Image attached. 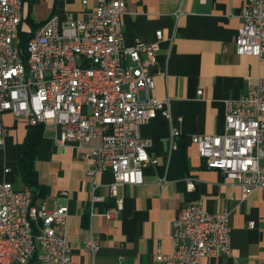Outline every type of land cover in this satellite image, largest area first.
<instances>
[{"label":"built area","instance_id":"1","mask_svg":"<svg viewBox=\"0 0 264 264\" xmlns=\"http://www.w3.org/2000/svg\"><path fill=\"white\" fill-rule=\"evenodd\" d=\"M23 8V0H0V151L7 113L30 126L53 125L61 145L96 142L86 155L92 162L91 203L104 200L97 195L98 177L111 173L116 208L106 216L115 218L123 208L119 187L143 185L146 170L158 164L142 128L162 115L172 124V149L178 150L181 133L171 100L152 95L164 35L158 31L154 40L128 46L122 31L127 0H97L93 10L70 18L66 26L57 14L47 19L29 40L25 57ZM240 16L237 53L262 58L264 0H246ZM225 118L224 134L197 135L191 142L207 169L237 183L244 201L264 190V78L250 80L245 94L226 101ZM188 188L194 190L193 181ZM231 213L227 208L210 212L200 202L186 205L173 224L172 252L159 251L156 262L200 264L204 258L230 256ZM68 234V205L49 210L33 203L31 191L0 182V264H72ZM86 247L96 253L99 239L91 236Z\"/></svg>","mask_w":264,"mask_h":264},{"label":"crops","instance_id":"2","mask_svg":"<svg viewBox=\"0 0 264 264\" xmlns=\"http://www.w3.org/2000/svg\"><path fill=\"white\" fill-rule=\"evenodd\" d=\"M245 1L127 0L122 31L128 46L139 39L152 41L158 31L164 35L152 95L171 100L181 133L178 150L172 149V124L158 114L141 130L143 137L152 140L149 152L158 164L146 170L143 185L119 187L123 208L117 217L108 218L106 213L116 208L110 195L115 183L111 173L98 177L97 195L104 200L91 203L92 162L86 155L97 143L61 145L54 126H45L34 160L45 196L36 205L45 204L49 210L68 205L72 264H172L158 263L155 256L159 251L172 252L174 221L182 208L198 202L210 212L232 211V254L204 258L200 264H264V190L243 201L237 183L207 169L191 142L197 135L224 134L226 101L245 94L250 80L264 78V56L237 53ZM96 6L97 0H34L24 5L21 30L31 36L56 14L66 26L70 18ZM3 122L7 134L0 151V182L25 189L19 146L30 125L11 113L3 116ZM189 181L194 182V190L188 188ZM91 236L100 241L96 253L86 247Z\"/></svg>","mask_w":264,"mask_h":264},{"label":"trees","instance_id":"3","mask_svg":"<svg viewBox=\"0 0 264 264\" xmlns=\"http://www.w3.org/2000/svg\"><path fill=\"white\" fill-rule=\"evenodd\" d=\"M23 2L24 5L26 3L33 4L34 0H23ZM35 33L36 32L29 36L20 30V47L24 51L25 57L27 56L28 42ZM44 130L45 125L29 126L26 140L23 145L19 146L21 177L24 182L25 189L31 191L33 194V203L35 205L37 200L44 198L45 196V188L39 184L38 174L34 169V160L37 156V148L43 137Z\"/></svg>","mask_w":264,"mask_h":264},{"label":"rangeland","instance_id":"4","mask_svg":"<svg viewBox=\"0 0 264 264\" xmlns=\"http://www.w3.org/2000/svg\"><path fill=\"white\" fill-rule=\"evenodd\" d=\"M19 119H22V120H23L24 118H19ZM24 120H25V119H24Z\"/></svg>","mask_w":264,"mask_h":264}]
</instances>
